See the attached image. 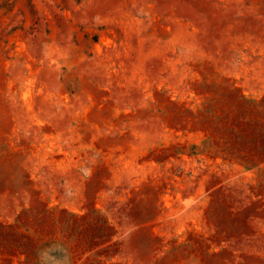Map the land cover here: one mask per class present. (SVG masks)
<instances>
[{
    "label": "rangeland",
    "instance_id": "rangeland-1",
    "mask_svg": "<svg viewBox=\"0 0 264 264\" xmlns=\"http://www.w3.org/2000/svg\"><path fill=\"white\" fill-rule=\"evenodd\" d=\"M0 264H264V0H0Z\"/></svg>",
    "mask_w": 264,
    "mask_h": 264
}]
</instances>
